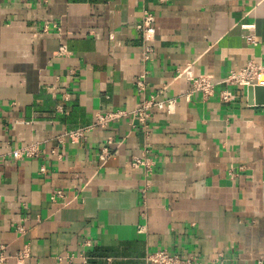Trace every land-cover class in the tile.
<instances>
[{
    "label": "crops",
    "instance_id": "0c3cea01",
    "mask_svg": "<svg viewBox=\"0 0 264 264\" xmlns=\"http://www.w3.org/2000/svg\"><path fill=\"white\" fill-rule=\"evenodd\" d=\"M144 9L156 16L147 62L135 27ZM249 61L264 62V0H0L5 264H84L81 254L87 264H147L161 248L199 255L201 264H214L221 251L233 264L264 258V105L241 86H230L234 98L223 102L224 85L188 101L190 81L175 78L185 69L219 80ZM144 70L145 97L176 98L171 112L152 109L148 134L130 116ZM115 109L128 114L78 144L65 141L62 158L52 152L66 131ZM33 143L45 154L12 159L14 148ZM147 148L155 165L145 176L132 158ZM57 189L65 197L52 201ZM25 246L30 255L18 262ZM68 253L76 258L58 260Z\"/></svg>",
    "mask_w": 264,
    "mask_h": 264
},
{
    "label": "built area",
    "instance_id": "2783aa9c",
    "mask_svg": "<svg viewBox=\"0 0 264 264\" xmlns=\"http://www.w3.org/2000/svg\"><path fill=\"white\" fill-rule=\"evenodd\" d=\"M162 2L167 0H160ZM245 29H254L255 24H242ZM136 30L141 35L143 42L141 44V59L143 62H147L151 59L155 52V37H156V16L151 10H143L140 20L135 24ZM247 42H254L255 36L253 34H247L245 36ZM65 52V47L62 46L57 53L62 54ZM186 70H177L175 78L185 77L186 80L190 81V88L184 93L186 100H191L193 94L199 93L203 99H209L213 97L217 92V87L219 85H224L225 88L218 92L219 98L224 101H230L234 98V93L229 89L230 86H241L249 87L261 85L264 86V62L249 61L244 67L238 70H230L225 76L216 80L212 73H201L197 76H187ZM147 78L148 70H144L136 80V89L139 94L142 95V99L137 103L135 109L130 113L132 120L137 122V125L141 126L146 133H149L150 126L149 121L152 114V109L155 107L160 110L167 109L168 112L172 111L176 103V98H169L165 100L158 99V95L151 94L149 96H144L147 92ZM128 112L122 109L98 111L95 114V120L86 126L77 127L70 129L65 132L64 139L60 140V143L52 147V152L57 155L58 158H62V153L60 148L64 146L65 141H69L74 144L80 143L82 140L86 139L88 133L96 127L106 128L109 124L116 122L124 116H127ZM109 139V138H108ZM114 140L110 138L107 140L108 144L113 143ZM149 148L145 150L142 156H134L132 159V165L135 167H141L144 170V175L148 176L153 172L155 160L150 154ZM45 154V149L39 147L37 144H29L14 148L10 155L13 160H23L26 158H38ZM109 148L104 145L101 148L100 160L105 163L108 159ZM102 163V164H103ZM40 171L46 172V168L43 165ZM233 174V173H232ZM142 199L145 202L147 198V188L142 190ZM65 197L62 189H57L52 195V201L62 200ZM15 231L20 235L24 234L26 231L23 224H17L15 226ZM85 246L90 245V240L84 242ZM30 250L25 246L22 251H20L16 257L18 262H23L25 258L29 257ZM213 263L214 264H233V258L227 256L225 251H221L217 254ZM80 257L83 259V263L87 264V257L81 254ZM8 256L4 252V247L0 246V264H5ZM76 258L73 253H68L63 256H58L60 262L72 261ZM147 264H201L202 259L199 255L189 254L187 256H181L177 253H172L166 248L157 249L149 252L146 255ZM256 264H264V258H260L256 261Z\"/></svg>",
    "mask_w": 264,
    "mask_h": 264
},
{
    "label": "water",
    "instance_id": "95a60500",
    "mask_svg": "<svg viewBox=\"0 0 264 264\" xmlns=\"http://www.w3.org/2000/svg\"><path fill=\"white\" fill-rule=\"evenodd\" d=\"M247 91L251 103L264 105V86H249L247 87Z\"/></svg>",
    "mask_w": 264,
    "mask_h": 264
}]
</instances>
